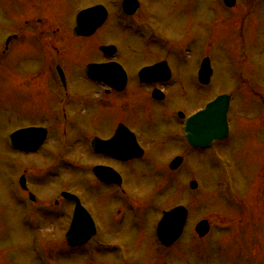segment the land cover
Returning <instances> with one entry per match:
<instances>
[{"label":"rangeland","instance_id":"rangeland-1","mask_svg":"<svg viewBox=\"0 0 264 264\" xmlns=\"http://www.w3.org/2000/svg\"><path fill=\"white\" fill-rule=\"evenodd\" d=\"M260 1L264 2L251 0L248 5L238 0L228 9L220 0H146L144 14L150 15L166 34L174 51L183 49L177 50L183 57L170 54L166 58L176 77L167 91L168 108L178 106L191 113L215 97L231 95L230 137L217 142L210 153H189L183 165L170 171L171 159L184 151L169 138L172 129L161 116L165 110L161 114L154 110L143 134L153 135L151 143L144 145L147 158L132 163L137 168L133 174L127 167L118 168L125 178L127 199L91 178L89 167L100 159L86 143V135L95 128L86 121L91 100L81 74L80 79L70 74L74 98L69 111L74 115L61 132H52L55 99L48 76L42 74L38 81L31 80L37 84L24 81L25 64L16 63L17 49L6 61L0 58V264H264V3ZM26 5L0 0L1 42L18 29L17 22L7 18L3 9L10 15L19 12L25 16ZM75 10L61 8L58 24L67 25ZM60 27L67 33L65 26ZM111 35L105 43L121 44V58H130L128 54L136 51V66L165 59L155 47H143L138 38L127 41L130 35L119 28ZM62 51L69 70L76 71V54ZM204 57L209 58L213 75L210 87L197 95L195 69ZM97 58L95 55L93 59ZM104 110V116L112 112L108 107ZM27 126L52 131L38 152H11L6 143L9 133ZM56 132L68 133L67 146L66 137L58 139ZM60 159L82 165L79 170H71L66 162H60L57 168ZM22 163L29 190L39 202L49 203L39 206L38 214V205L29 202L21 206L27 196L19 190L17 181L13 184L16 201L12 197L10 180L19 170L10 165ZM193 180L196 190L189 188ZM62 191L80 195L99 224L98 235L89 248H67L63 235L68 206L63 205L67 203L60 197ZM55 201L58 206L53 205ZM119 204L127 206L132 217L125 215L124 209L117 216ZM178 205L188 209L190 219L179 243L165 249L155 240L154 230L161 214ZM110 211V217H106ZM27 214L35 219L38 229L30 228ZM200 220L209 222L210 231L199 239L194 226ZM117 248L121 253L115 252Z\"/></svg>","mask_w":264,"mask_h":264},{"label":"flooded vegetation","instance_id":"flooded-vegetation-1","mask_svg":"<svg viewBox=\"0 0 264 264\" xmlns=\"http://www.w3.org/2000/svg\"><path fill=\"white\" fill-rule=\"evenodd\" d=\"M5 1V0H4ZM10 3L20 5L21 2H27L24 9L26 15H21L19 12L13 15L7 14L8 9H3V13L9 19H13L17 22V28L12 34H8L3 37L4 41L3 54H6L10 46H13V51L18 52L19 59L16 63L24 62L25 66L22 73L25 74L24 81L27 79L29 82L33 79L38 81L39 75L46 74L49 80L50 89L53 91L55 105L53 107V118L54 121H58V117L55 114L56 103L59 100L58 96V68L61 69L65 79V86L68 89L69 85L72 86L70 75L71 72L80 79L78 74H81V78L85 83V90L89 92V97L91 104L89 107V113L86 115V121L88 124L95 128V130H90L86 135V143L90 152L94 157L100 159V162L94 163V166H91V171L95 167H103L101 171V178L104 181H99L93 173L91 178L94 182L103 185L105 188L111 189L112 191L121 194L123 197H128V193L124 188L125 178L122 175L121 171L118 169L120 166L127 167L131 171V174L137 171V168L132 167L138 159H146L148 152L144 148L145 144H150L153 140V135L144 136L146 132L147 125L152 121L154 116V110L161 114V111H164L163 123L169 126L172 130L169 132V138L171 141L180 148L182 153H199L198 150H192L185 139L183 138V128L185 121L188 117L194 113L202 110L197 109L193 112H189V109L182 108L184 116L182 120H176L175 112L178 111L174 108L172 110L168 108V102L170 97L168 96V89L175 81L176 77L174 70L168 64L169 61H166V58H170V54H165L163 50H157L156 53H160L161 57L165 58L159 61L151 62L147 65L136 66L139 62V57L132 51L130 58L124 57L121 55L122 50L121 44L110 43L106 44V39L112 37L111 31L113 29H120L121 32L131 31L134 32V26L138 23H150L154 26L158 32H162L156 25L153 19L150 18V15H145L144 11L146 8V0H7ZM247 4L251 0H246ZM254 2V0H252ZM8 3V2H7ZM264 3L262 1L259 2ZM130 4V5H129ZM123 6L126 8H131L130 16H126L123 12ZM71 7L73 9H78L73 14H71L70 22H67V25L58 24L57 13L61 8ZM94 9V12L90 14V18L85 21L86 25H92L97 23L98 19L104 16V20L101 23L100 27L95 31L91 36H75L72 33L73 27L76 25V19L79 12ZM100 8V14L97 17V9ZM99 10V9H98ZM68 13L66 14V16ZM69 18V16H67ZM20 21V22H18ZM70 23V24H68ZM65 26L67 33H62V27ZM118 28H117V27ZM130 26V27H127ZM164 33V32H163ZM130 33L131 37L127 38V41L134 42V38H137ZM101 35V37H99ZM97 37V38H96ZM121 40V39H120ZM119 41V40H118ZM122 41V40H121ZM30 42V43H28ZM0 43H2L0 41ZM103 46H115L114 51H105L102 53L100 47ZM153 47V46H151ZM62 49H66L68 52H73L76 54L77 58L74 59L76 64V71L71 68L69 70L66 60L61 55L63 53ZM98 55L97 60H94V56ZM65 60V61H63ZM29 65L26 67V64ZM160 63H165L166 68L169 69L170 73L166 78L169 80L158 81V77H162L161 73L163 69H160V72L148 76V79H152V82H140L139 73L145 68H152L159 65ZM71 64V62L69 63ZM97 65L101 66V71H108V74H103L100 79L102 82H96L90 77L85 76L84 70L88 65ZM164 68V70H166ZM70 71V73H69ZM122 72H124L125 79H123ZM84 75V76H83ZM90 76H94L91 72ZM31 81L33 84L37 82ZM110 83L115 87L119 85L121 89L112 88L107 85ZM139 91V93H137ZM195 93L200 95L202 93L201 87L195 86ZM69 94L73 95V90L70 87L68 89ZM154 92H158L161 96V100L154 99ZM122 105H128L122 107ZM70 107V105H69ZM109 108L112 112H109L108 116H104V108ZM157 107L158 109H156ZM115 108V109H114ZM127 108V109H126ZM135 110L137 113H131ZM97 114V112H99ZM167 111H170L167 115ZM74 114L67 115L64 114V117L73 116ZM56 117V118H55ZM85 117V116H84ZM91 117V119H89ZM143 117V118H140ZM51 130H48L50 133ZM99 132V134H97ZM99 139L102 142H108L103 144L100 150V154H96L93 150L92 142L95 139ZM149 139V143L148 140ZM137 143L138 146L142 149V155L140 158H130L126 161L119 160L122 157V153L128 155L133 152V144ZM138 152V149H136ZM172 153V152H171ZM175 153V151H173ZM180 153L175 155L172 159L177 156L183 157L184 155ZM176 154V153H175ZM171 159V160H172ZM72 161V160H70ZM184 161V159H183ZM168 164V162H167ZM184 163H182L183 165ZM106 168L112 169V171H107ZM118 174V175H116ZM120 176L122 180V186L118 187L115 182H105V181H117ZM102 186V187H103ZM111 194H115L111 192ZM126 197V199H127ZM121 210H116L117 216L122 213L124 209L127 213V216L132 217L127 211V206L119 204ZM118 207V206H117ZM111 211L107 214L106 217H110ZM109 215V216H108ZM120 216V215H119ZM96 221V219H95ZM96 227L99 225L95 222Z\"/></svg>","mask_w":264,"mask_h":264},{"label":"water","instance_id":"water-1","mask_svg":"<svg viewBox=\"0 0 264 264\" xmlns=\"http://www.w3.org/2000/svg\"><path fill=\"white\" fill-rule=\"evenodd\" d=\"M84 33V30L75 31V34ZM204 75L205 78L208 79V73ZM228 103V96H220L214 102L210 103L204 111L192 118L186 132V136L191 144L208 146L213 140H221L226 136V112ZM44 137L45 131L42 129H27L14 133L11 139L15 147H21L20 145L23 144L27 147L26 150L34 151L40 146ZM179 163L180 159L175 160L174 163L170 165V168H176ZM185 216L186 212L181 207L175 208L163 215L156 229L157 238L162 245L168 247L180 236ZM81 229L80 219H77L66 234V239L69 244H77L80 241L86 240L88 233ZM196 231L200 236L205 235L208 231L207 223H200Z\"/></svg>","mask_w":264,"mask_h":264},{"label":"bare ground","instance_id":"bare-ground-1","mask_svg":"<svg viewBox=\"0 0 264 264\" xmlns=\"http://www.w3.org/2000/svg\"><path fill=\"white\" fill-rule=\"evenodd\" d=\"M181 75H183V71H182V74Z\"/></svg>","mask_w":264,"mask_h":264}]
</instances>
